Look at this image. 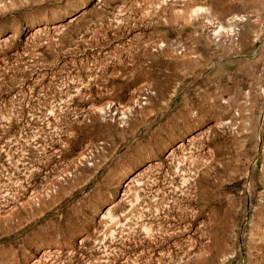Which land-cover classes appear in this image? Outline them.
<instances>
[{
  "label": "rangeland",
  "instance_id": "1",
  "mask_svg": "<svg viewBox=\"0 0 264 264\" xmlns=\"http://www.w3.org/2000/svg\"><path fill=\"white\" fill-rule=\"evenodd\" d=\"M0 264H264V0H0Z\"/></svg>",
  "mask_w": 264,
  "mask_h": 264
},
{
  "label": "bare ground",
  "instance_id": "2",
  "mask_svg": "<svg viewBox=\"0 0 264 264\" xmlns=\"http://www.w3.org/2000/svg\"><path fill=\"white\" fill-rule=\"evenodd\" d=\"M205 10H207L205 7H203V6H201V5H197V6L194 8L193 11H194L195 13H198V12H202V11H205ZM235 18H236V17H235ZM232 24H233V23H232ZM228 26H229V25H228ZM229 27H230V26H229ZM220 28H222V25H221ZM224 28H225V27H224ZM231 29H232V27H231L230 29L228 28L227 30H230V31H231ZM218 30H219V31L216 30V32H214V33H219L222 29H218ZM225 30H226V29H225ZM227 30H226V31H227ZM230 31H229V32H230ZM227 32H228V31H227ZM227 32H226V33H227ZM227 34H228V33H227ZM229 34H230V33H229Z\"/></svg>",
  "mask_w": 264,
  "mask_h": 264
}]
</instances>
